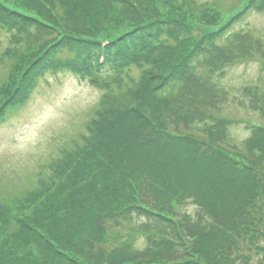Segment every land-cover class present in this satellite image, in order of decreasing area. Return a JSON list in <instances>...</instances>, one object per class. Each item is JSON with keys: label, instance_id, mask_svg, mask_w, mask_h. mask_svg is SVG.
Instances as JSON below:
<instances>
[{"label": "trees", "instance_id": "1", "mask_svg": "<svg viewBox=\"0 0 264 264\" xmlns=\"http://www.w3.org/2000/svg\"><path fill=\"white\" fill-rule=\"evenodd\" d=\"M240 2L2 0L0 122L58 72L103 94L80 142L1 195L0 264H264V122L236 142L223 115L264 119V74L222 82L264 71L246 27L264 0Z\"/></svg>", "mask_w": 264, "mask_h": 264}, {"label": "rangeland", "instance_id": "2", "mask_svg": "<svg viewBox=\"0 0 264 264\" xmlns=\"http://www.w3.org/2000/svg\"><path fill=\"white\" fill-rule=\"evenodd\" d=\"M198 1H220L225 7L241 5L240 0ZM246 27L264 36V16L251 15ZM6 43L7 34L0 32V50ZM261 67L257 61L231 66L222 82L233 97L238 96L242 85L253 84L264 74ZM102 94L99 86L70 72H58L49 75L47 82L40 81L31 100L0 125V197L25 193L27 176H32L38 165L52 157L63 156V149L73 147V140L81 141V135L88 132L86 123ZM223 110V115L236 121L231 129V138L236 142L248 136L244 130L247 122H264L259 114L239 102H231Z\"/></svg>", "mask_w": 264, "mask_h": 264}, {"label": "snow or ice", "instance_id": "3", "mask_svg": "<svg viewBox=\"0 0 264 264\" xmlns=\"http://www.w3.org/2000/svg\"><path fill=\"white\" fill-rule=\"evenodd\" d=\"M0 3H2V0H0Z\"/></svg>", "mask_w": 264, "mask_h": 264}]
</instances>
